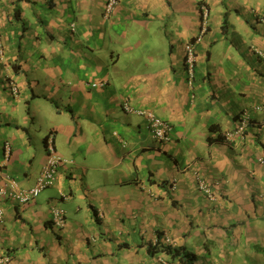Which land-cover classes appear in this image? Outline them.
<instances>
[{
    "label": "crops",
    "instance_id": "obj_1",
    "mask_svg": "<svg viewBox=\"0 0 264 264\" xmlns=\"http://www.w3.org/2000/svg\"><path fill=\"white\" fill-rule=\"evenodd\" d=\"M106 2L0 0V180L32 188L49 135L64 160L0 196L4 264H264V0Z\"/></svg>",
    "mask_w": 264,
    "mask_h": 264
},
{
    "label": "built area",
    "instance_id": "obj_2",
    "mask_svg": "<svg viewBox=\"0 0 264 264\" xmlns=\"http://www.w3.org/2000/svg\"><path fill=\"white\" fill-rule=\"evenodd\" d=\"M119 4V0H107L106 9H105V17L108 18L111 16L117 6ZM186 51V65L188 67L189 72H193L194 66L196 63V55L195 48L192 44H188L185 48ZM105 84L102 83L101 86ZM98 86V84H94L93 87ZM12 91L15 95H17V88L13 86ZM127 110H130L128 106L125 107ZM141 115H144L149 122V128L155 138L160 141H168L170 140V132L172 131L171 125L165 124L161 119L156 117L154 114L150 112L141 111ZM249 121L248 118H245L241 122V126L238 130H235L233 133H228L227 138L233 139L235 136H243L246 128L248 127ZM47 149V163L37 179L35 185L30 189H24L20 186L17 179L11 176H5L3 180H0V196H5L9 198L14 204L19 205H28L32 201H34L44 190L48 187L55 184L58 168L63 165V158L59 155L55 150V139L53 135H49L47 137L46 142ZM7 157L10 155V148L7 146ZM201 189L211 197L210 189L202 184ZM4 220V211L0 208V222ZM54 223L56 226H63L64 219L61 211H56L54 215ZM9 258L0 257V264H4L7 262Z\"/></svg>",
    "mask_w": 264,
    "mask_h": 264
},
{
    "label": "trees",
    "instance_id": "obj_3",
    "mask_svg": "<svg viewBox=\"0 0 264 264\" xmlns=\"http://www.w3.org/2000/svg\"><path fill=\"white\" fill-rule=\"evenodd\" d=\"M149 251L153 255L158 253H165L173 260H177L179 264H188V260L190 259V256L184 250L166 246L161 242H158L155 245H150Z\"/></svg>",
    "mask_w": 264,
    "mask_h": 264
},
{
    "label": "rangeland",
    "instance_id": "obj_4",
    "mask_svg": "<svg viewBox=\"0 0 264 264\" xmlns=\"http://www.w3.org/2000/svg\"><path fill=\"white\" fill-rule=\"evenodd\" d=\"M196 16L197 17H195V18L197 19V25H198V23H199V15L197 14Z\"/></svg>",
    "mask_w": 264,
    "mask_h": 264
}]
</instances>
